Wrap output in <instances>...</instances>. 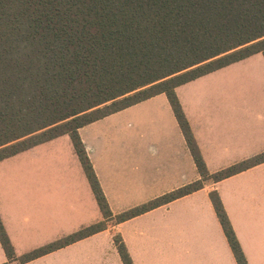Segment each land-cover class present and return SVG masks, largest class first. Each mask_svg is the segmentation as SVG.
Returning <instances> with one entry per match:
<instances>
[{"label": "crops", "instance_id": "1", "mask_svg": "<svg viewBox=\"0 0 264 264\" xmlns=\"http://www.w3.org/2000/svg\"><path fill=\"white\" fill-rule=\"evenodd\" d=\"M212 174L264 155V56L175 88ZM111 217L106 228L26 263L18 258L104 220L68 135L0 161L9 264H237L210 200L217 192L247 264H264V160L123 222L115 217L201 179L165 94L78 130ZM0 243V264L7 263Z\"/></svg>", "mask_w": 264, "mask_h": 264}, {"label": "trees", "instance_id": "2", "mask_svg": "<svg viewBox=\"0 0 264 264\" xmlns=\"http://www.w3.org/2000/svg\"><path fill=\"white\" fill-rule=\"evenodd\" d=\"M264 56V0H0V161L68 135L104 220L18 258L26 263L106 228L105 196L78 130L165 94L201 179L115 217L120 223L218 182L209 176L175 88ZM210 200L237 264H247L217 192ZM7 263L15 259L0 219ZM123 264H133L120 236Z\"/></svg>", "mask_w": 264, "mask_h": 264}]
</instances>
